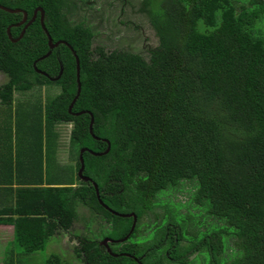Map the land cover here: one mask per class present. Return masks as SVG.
Segmentation results:
<instances>
[{"label": "trees", "instance_id": "1", "mask_svg": "<svg viewBox=\"0 0 264 264\" xmlns=\"http://www.w3.org/2000/svg\"><path fill=\"white\" fill-rule=\"evenodd\" d=\"M0 3L27 14L40 6L51 41L68 43L79 69V92L68 111L76 90L70 50L58 43L40 58L48 46L37 19L11 41L5 27L19 15L0 9L6 77L0 84V225L9 227L2 230L0 264H22L9 244L29 257L48 236L67 230L76 198L108 223L111 239L128 231L129 217L105 209L89 182L76 176L72 186L73 177L55 165L61 122L72 123L70 157L77 169L84 148L82 173L96 184L101 202L135 215L126 240L109 244L118 248L115 257L82 236L74 252L83 263L182 264L190 253L201 264H264V0H151L153 10L142 0L156 36L146 58L127 49H91L89 27L67 17L74 0ZM9 31L16 35L14 27ZM50 83L60 88L50 101L14 103L13 92ZM103 139L105 153L88 151H103ZM180 189L189 197L184 210L170 196ZM156 206L159 221L149 240L138 243V220ZM198 217L212 226L192 230L195 221L187 222ZM44 262L69 264L57 254Z\"/></svg>", "mask_w": 264, "mask_h": 264}, {"label": "rangeland", "instance_id": "2", "mask_svg": "<svg viewBox=\"0 0 264 264\" xmlns=\"http://www.w3.org/2000/svg\"><path fill=\"white\" fill-rule=\"evenodd\" d=\"M75 5H70V12L68 14V19L71 23H81L87 27L92 32L91 45L90 48L94 49L96 46L102 47L103 51L112 49H127L139 53L146 58V47L153 46L156 44V36L149 25L148 15L146 11L142 8L140 3L142 0H74ZM149 8L151 10L156 8L153 6L151 0H149ZM6 80L3 73L0 72V84ZM60 88L56 86L55 83H50L48 86L33 87L32 89L25 90L23 92H13L12 98L14 103L18 101H27L29 103H46L50 98L54 97ZM37 104H31L28 107L36 106ZM70 125L69 123H60L56 126V130L59 135L56 138L57 147L55 156L56 162L63 163L66 160V164L61 165L63 175L73 177L74 186L78 180L76 178L77 172L75 169V160L70 157L69 154V144H68V133ZM80 150V149H79ZM74 156V153L71 155ZM69 168V169H68ZM174 195V197H173ZM171 199L180 200L183 204L180 206V210H184L187 206V193L180 189L179 191H170ZM74 209V220L72 221L66 232L71 236L82 235L91 240L100 239V236L105 233L109 228V225L105 220H103L99 215L94 214L89 208L81 205L80 202L75 200L73 202ZM154 212H146L138 220V230L136 231L135 241L141 243L142 240H149L152 234L151 226L155 225L159 221V217L154 216L162 213V208L160 206L153 207ZM195 221V222H194ZM210 221L204 217H198L196 220H190L187 222L189 225L191 222L194 224L191 228L192 230L198 229L204 230L212 226ZM217 224V222H216ZM151 228V229H150ZM9 230V227L0 225V260L2 256L3 245L6 240V235L4 231ZM66 232L64 234H66ZM68 235H63L62 231L54 233L45 241L44 248L42 250L32 253L29 257L25 255L18 254V249L12 247L10 244L8 248H12L11 251L15 258H18L22 264H45V259L50 254H57L62 261H67L69 264H85L82 262L81 257L72 254L71 243L66 249V242L62 238ZM101 240V239H100ZM129 240L133 241L129 238ZM143 242V241H142ZM226 243L229 244L230 241L226 239ZM116 245V244H114ZM115 247V246H114ZM224 251L229 252L230 250L224 247ZM192 257V256H191ZM196 255L190 262L182 264H201L202 258ZM200 260V261H198Z\"/></svg>", "mask_w": 264, "mask_h": 264}, {"label": "water", "instance_id": "3", "mask_svg": "<svg viewBox=\"0 0 264 264\" xmlns=\"http://www.w3.org/2000/svg\"><path fill=\"white\" fill-rule=\"evenodd\" d=\"M0 9H3V10H5V11H7V12H15V11H17V9H10V8H8V7H5V6H0ZM36 11L39 12L38 22H39V24H40V27L42 28V30L44 31V33H45V35H46V43H47V46H48V50H47V51H46V52H45L40 58L45 57L46 55H48L49 50H50L51 48L55 47L58 43H62V44H64V45L70 50L71 54H72L73 57H74L76 90H75V93H74V95H73V97H72V99H71V101H70V103H69V105H68V108H67L68 111H70V108H71V106H72V104H73V102H74V100H75V98L77 97L78 92H79L78 59H77V57H76L74 51L72 50V48L70 47V45H69L68 43H66V42L63 41V40H56V41H54V42L51 41L50 36L48 35L47 31L45 30V28H44V26H43V22H42V19H43V10L41 9V7L37 6V7H35V9H33V11H32V16H31V20H33ZM25 15H26L25 12H23L22 18L20 19V21H19L17 24H20V23H22V22L24 21V19H25ZM26 25H28V23H26V24L23 25V28L21 29V31L19 32V34H18V36H17L16 38H11L10 40H11V41H15V40H17V39L22 35V32H23L24 27H25ZM6 33H7V35H8V27L6 28ZM35 71H37V72L40 73V74L45 75L44 72H42L41 70H39V69H37V68H35ZM59 74H60V69H59L57 75H55L54 77H52V78H50V79H53V80L57 79L58 76H59ZM81 112H83V111L72 112V114H79V113H81ZM89 115H90V114H89ZM91 122H92V118H91V115H90V119H89V123H88L89 131H90V125H91ZM103 140L106 142V147H105V149H104L102 152H93V151H91V150H89V151H90L92 154H97V155H98V154L105 153V152L108 150V146H109V145H108V141H107L106 139H103ZM83 150H84V148H80V150H79V154H78L79 166H78L76 172H77L78 177H79L80 179H82V180L85 181V180H88L89 177L86 176V175H84V174L82 173V170H83V160H82V158H81V153H82ZM91 185L93 186V189H94V192H95V195H96V198H97L98 202H99V203H100L105 209H108L111 213H113V214H115V215H118V216H121V217H124V216H125V217H131L132 221H131V224H130V226H129V228H128L127 233H126L122 238L117 239V240H115V241L121 242V241L125 240V239L127 238L128 234H130L131 231H132V229H133V225H134V221H135V215H134L132 212H131V213H128V214H124V213H118V212H116V211H114V210H110V209H109L105 204H103V203L101 202V200L98 198V194H97V186H96V184H95L94 182L91 181ZM112 240H113V239H110V238H109V239H108V238H103V239L100 241V244H102V245H104V246L106 247L108 253H109V249H108V247H107V243H106V242H107V241L110 242V241H112ZM121 254H124V255H126V256H129V254H126V253H121ZM112 255H114V254H112ZM133 259H134L135 261L137 260V259L134 258V257H133Z\"/></svg>", "mask_w": 264, "mask_h": 264}, {"label": "flooded vegetation", "instance_id": "4", "mask_svg": "<svg viewBox=\"0 0 264 264\" xmlns=\"http://www.w3.org/2000/svg\"><path fill=\"white\" fill-rule=\"evenodd\" d=\"M0 6H5V7H8V8H10V9H17V11H15V12H8V13H16L17 15H19V17L18 18H16L13 22H10V23H8L7 25H6V27H5V32H6V28L8 27V35H7V33H6V37L7 38H9V39H11V38H16L17 36H18V34H19V32L21 31V29L23 28V25L24 24H26V23H28V25L30 24V23H32L35 19H37V21H38V17H39V12L38 11H36L35 12V16H34V18H33V20H31V16H32V11H33V9H35V7H37V6H34V7H32L31 8V10H30V13L29 14H27V12L25 11V9L24 8H22V7H18V6H14V7H9V6H6V5H3V4H1L0 3ZM40 7V6H39ZM42 9V8H41ZM2 11H5V10H3V9H1ZM5 12H7V11H5ZM23 12H25V19H24V21L22 22V23H20V24H17L19 21H20V19L22 18V15H23ZM42 22H43V19H42ZM28 25H26L25 27H24V30H23V32L25 31V28L28 26ZM14 27L15 28V33H16V35L15 36H12L11 35V33H10V31H9V29H10V27ZM23 32H22V35H23ZM21 35V36H22ZM20 36V37H21ZM19 37V38H20ZM18 38V39H19ZM52 49V48H51ZM50 49V50H51ZM40 70V69H39ZM1 72V71H0ZM2 73V72H1ZM4 74V73H3ZM50 78H52V76H50ZM5 82V81H4ZM2 84V83H1ZM41 87V86H40ZM42 105V104H41ZM77 112V111H76ZM83 112H85L84 110H83ZM89 113V112H88ZM102 152V151H101ZM79 178V177H78ZM80 179V178H79ZM80 180H82V179H80ZM82 181H84V180H82ZM91 178L89 177L88 178V180H85L84 182H89V184H91ZM93 182V181H92ZM95 193V192H94ZM97 194H98V189H97ZM77 202H80L79 200H78V198H76L75 199ZM74 201V200H73ZM81 203V205H84V206H86L87 208H89L94 214H96V215H98L97 214V212H95L92 208H90V206H88V205H85V204H83L82 202H80ZM110 209V208H109ZM128 213H131V212H125L124 214H128ZM125 217V216H124ZM128 218V217H127ZM130 218V224H131V221H132V219H131V217H129ZM74 220V219H73ZM106 222V221H105ZM134 224H135V221H134ZM130 226V225H129ZM133 227H134V225H133ZM69 228V227H68ZM67 228V229H68ZM62 232H63V235H68V237L67 238H69V239H67V241H66V237L64 238V236H62V238L65 240V242H66V246H65V248L67 249L68 248V246H69V244L68 243H71V245L73 246L72 247V249H71V252H72V254H74L75 256H76V254H75V252H74V249H75V247H79V239L80 238H82V235H77V236H71V235H69L67 232H66V230H62ZM66 232V234H64ZM126 234V233H125ZM124 236V235H123ZM83 237H85V236H83ZM128 237V236H127ZM103 238H110L111 239V237L110 236H107L105 233H103L101 236H100V239L102 240ZM122 238V237H121ZM100 239H97V240H95V242H96V245L99 247V248H102L103 249V251H105L106 253H108L107 252V249H106V247L104 246V245H102V244H100ZM118 238H113V240L112 241H110V242H106L107 243V247H108V249H109V253L108 254H110V255H112V254H114V255H112L113 257H115L117 254H118V252L119 251H116V250H118V248L116 249V248H113V250L109 247V244L110 245H113V244H117V245H119L121 242H123V241H125V240H123V241H121V242H117V241H115V240H117ZM119 239H120V237H119ZM116 249V250H115ZM192 256V257H191ZM196 256V255H195ZM195 256H193V254H186L185 255V259L186 260H188L187 262H190V260H192ZM134 257V256H133ZM134 258H136V257H134ZM200 258V257H199ZM137 259V258H136ZM190 259V260H189ZM136 261H139L138 259L136 260ZM198 261H200V260H198Z\"/></svg>", "mask_w": 264, "mask_h": 264}, {"label": "crops", "instance_id": "5", "mask_svg": "<svg viewBox=\"0 0 264 264\" xmlns=\"http://www.w3.org/2000/svg\"><path fill=\"white\" fill-rule=\"evenodd\" d=\"M55 152H56V148H55ZM53 160H54V163H55V165L57 166V168H61V165H64L65 166V164H66V160L62 163H59V162H56L55 161V159H56V156H55V153H54V155H53ZM66 167V166H65ZM2 226H4V225H2ZM6 227V226H5ZM1 238V237H0ZM3 251V250H2ZM2 257V256H1ZM1 261V260H0Z\"/></svg>", "mask_w": 264, "mask_h": 264}, {"label": "clouds", "instance_id": "6", "mask_svg": "<svg viewBox=\"0 0 264 264\" xmlns=\"http://www.w3.org/2000/svg\"><path fill=\"white\" fill-rule=\"evenodd\" d=\"M74 73H75V71H74ZM78 74H79V69H78ZM51 80H53V79H51ZM72 99V98H71ZM76 99V98H75ZM71 101V100H70ZM61 123H69V125H70V128H69V133H68V144H69V134H70V130H71V126H72V123L71 122H61ZM58 124H60V123H58ZM57 124V125H58ZM56 125V126H57ZM56 128V127H55ZM58 135H59V133H58ZM57 147V146H56ZM69 148H70V146H69ZM89 151V150H88ZM69 152V151H68ZM90 152V151H89ZM77 170V169H76ZM59 231H62L61 229L59 230ZM118 242V241H117Z\"/></svg>", "mask_w": 264, "mask_h": 264}]
</instances>
